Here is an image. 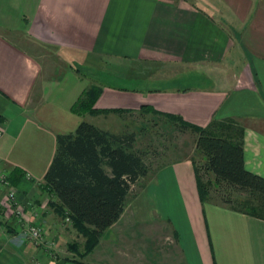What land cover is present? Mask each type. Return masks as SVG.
Returning a JSON list of instances; mask_svg holds the SVG:
<instances>
[{"label": "crops", "instance_id": "1", "mask_svg": "<svg viewBox=\"0 0 264 264\" xmlns=\"http://www.w3.org/2000/svg\"><path fill=\"white\" fill-rule=\"evenodd\" d=\"M35 47L59 52L76 71L43 77ZM105 60L131 68L109 73L131 87L101 84L94 106L109 111L73 113L81 93L96 84L82 69L90 65L102 76L97 64ZM150 63L177 68L145 72ZM233 67L254 72L257 84L250 75L237 85L216 83ZM189 72L213 85L152 86ZM142 106L200 127L232 118L243 127L245 168L264 177V0H0V180L6 175L9 182H0V264H82L56 255L74 237L83 239L43 185L56 135L88 116L110 130L105 120L115 121V109ZM129 211L135 223L169 221L184 264H264V219L202 202L191 159L157 169ZM30 225L41 228L40 243L28 236Z\"/></svg>", "mask_w": 264, "mask_h": 264}, {"label": "trees", "instance_id": "2", "mask_svg": "<svg viewBox=\"0 0 264 264\" xmlns=\"http://www.w3.org/2000/svg\"><path fill=\"white\" fill-rule=\"evenodd\" d=\"M100 90L96 84L87 87L71 111L80 116L108 112L94 106ZM114 112L119 115L133 113L124 109H115ZM138 112L164 117L169 123L179 125L181 130L196 134L195 149L201 157V166L191 160L202 202L215 200L231 209L264 219V177L244 166L242 126L234 127L227 120H212L208 126L200 127L147 106H142ZM136 142L135 131L114 132L85 120L80 121L74 131L56 135L55 152L43 176V185L56 198L59 214L68 217L72 227L84 238L83 252L79 251L76 242L69 244V248L79 251L80 256L96 247L156 170L168 164L152 170L146 161V151L135 147ZM220 184L245 191L251 198L244 199L240 207L233 206L229 200L213 196V189H218ZM154 222L168 224L181 252L177 233L170 222L155 216L152 222L144 224Z\"/></svg>", "mask_w": 264, "mask_h": 264}, {"label": "rangeland", "instance_id": "3", "mask_svg": "<svg viewBox=\"0 0 264 264\" xmlns=\"http://www.w3.org/2000/svg\"><path fill=\"white\" fill-rule=\"evenodd\" d=\"M233 32L235 31L232 29ZM34 51L39 55L42 63L43 77L56 78L63 75L68 70L76 71L77 65L70 63L63 58L59 52L49 50L44 47H35ZM242 55L244 52L240 49ZM246 57L249 58L248 51H245ZM93 64V62H92ZM98 69L101 67L103 75L101 76L95 69L83 68L82 71L87 77L95 78L96 85L111 84L120 85L121 87H131V84H124L122 81H115L110 74L131 71V68L124 63L116 64L112 61H101L97 64ZM145 72L163 71L166 69L177 68L174 64L150 63ZM96 67V66H95ZM158 73V72H157ZM131 75V72L129 73ZM159 74V73H158ZM173 78L168 82L152 83V86L159 88H175L183 89L188 87L209 86L213 85V80L202 75ZM165 75H170L165 74ZM249 75L254 78L255 84L257 79L254 72H237L233 67L231 72H219L215 77L216 83L220 86H228V84L244 83ZM246 77V78H245ZM92 80V79H91ZM253 80V79H252ZM88 121H95L94 118L88 116ZM108 118V117H106ZM115 121L105 120V125L114 132L131 130L137 133V142L135 147L146 151V161L150 168L156 169L162 164L176 162L181 159H194L197 166L200 167L202 160L195 149L196 134L190 130H181L177 124L169 123L164 117L141 112H133L129 114L118 115ZM228 121L232 125L239 126L238 122L232 118L221 120ZM204 176V174H202ZM205 180L206 176L203 177ZM213 188V187H212ZM213 196L229 200L233 206L240 207L244 199L251 198V195L245 191L237 190L223 184L218 189H213ZM23 237V236H22ZM24 236L23 239H27ZM83 238V237H82ZM71 243L76 242L80 252L84 251V238L77 241L70 240ZM67 245V249L56 252L59 259L68 260L69 257H75L76 262L82 264H182V256L177 247L170 229L166 222H154L152 224L137 225L129 211L126 209L124 216L102 237L96 247L87 255L80 256L79 251L74 252ZM50 250H48L49 252ZM33 255V254H31Z\"/></svg>", "mask_w": 264, "mask_h": 264}, {"label": "built area", "instance_id": "4", "mask_svg": "<svg viewBox=\"0 0 264 264\" xmlns=\"http://www.w3.org/2000/svg\"><path fill=\"white\" fill-rule=\"evenodd\" d=\"M0 182L3 185H9V182L7 180L6 175H2L1 176ZM14 194H15L14 189L12 187H10L9 188V196H10V198H12L14 196ZM65 221L68 222V223H71L68 217L65 218ZM27 234L33 240V242L40 243L42 241V237H43L42 230L37 225H30L27 228Z\"/></svg>", "mask_w": 264, "mask_h": 264}]
</instances>
